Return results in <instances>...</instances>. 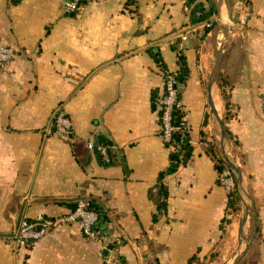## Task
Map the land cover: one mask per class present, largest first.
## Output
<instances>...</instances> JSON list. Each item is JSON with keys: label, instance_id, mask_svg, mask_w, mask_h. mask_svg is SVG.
Wrapping results in <instances>:
<instances>
[{"label": "crops", "instance_id": "1", "mask_svg": "<svg viewBox=\"0 0 264 264\" xmlns=\"http://www.w3.org/2000/svg\"><path fill=\"white\" fill-rule=\"evenodd\" d=\"M66 1L0 0V36L15 51L0 65V264H188L192 256L232 264L236 254L228 252L247 235L251 203L255 228L237 264H264V0L220 7L219 0H82L75 13ZM197 4L215 12L191 23ZM179 54L188 70L177 90L191 155L162 176L170 149L158 99L165 77L180 69ZM210 100L237 141L224 144L249 196L238 213L227 212L207 152L216 142L222 156ZM57 110L70 122L67 141L53 131ZM160 185L168 195L159 213ZM80 200L100 208L98 240L64 223L16 244L21 219L65 216Z\"/></svg>", "mask_w": 264, "mask_h": 264}, {"label": "built area", "instance_id": "2", "mask_svg": "<svg viewBox=\"0 0 264 264\" xmlns=\"http://www.w3.org/2000/svg\"><path fill=\"white\" fill-rule=\"evenodd\" d=\"M82 0H68L64 4V9L67 13H75L78 11ZM205 26H208L206 23ZM15 55V51L12 47L3 43L0 36V65L5 66L9 63ZM163 93L158 99L159 121L162 127V136L165 142H169L170 136L175 131H182L183 118L179 125H173L172 113L176 109H181V102L178 98V90L176 81L173 75H167L164 79ZM261 106L264 109V93L261 95ZM53 131L63 140L70 139V122L62 110H57L53 115ZM88 147L93 148L92 143L88 144ZM99 153L107 159V148L102 144L94 146ZM219 184L227 191L232 190L236 186L233 172L227 166L222 168L218 172ZM238 189V188H237ZM239 191L240 198L242 193ZM98 221L97 215L88 209L86 201L80 200L77 202L75 208L68 212L65 216L45 219L41 216L33 220L21 219L17 225L14 233V239L18 246H27L34 241L40 239L45 233L56 228L64 223H76L81 229L83 235L89 239L98 240V233L96 231V224Z\"/></svg>", "mask_w": 264, "mask_h": 264}, {"label": "trees", "instance_id": "3", "mask_svg": "<svg viewBox=\"0 0 264 264\" xmlns=\"http://www.w3.org/2000/svg\"><path fill=\"white\" fill-rule=\"evenodd\" d=\"M214 12L215 9L213 7H211L210 9H205L201 4H197L190 13V22L199 23L201 21H206L208 18H210V16ZM157 62H159V59L157 60ZM178 63L180 69L177 73L173 74L177 87L179 86V84L185 81V78L187 77L188 74L185 58L181 54H179ZM218 87L221 98L224 101V109H226L227 107L226 100L228 98V94L225 90V83L220 80ZM160 114L161 112L159 111V115ZM171 123L173 125H179L181 123V112L179 109L173 111ZM225 130H226V137L228 138V140L234 146H237V141L232 137V135L229 133L227 129ZM184 138H185V134L183 133V131H175L171 134L169 142H166L167 147L170 149L169 163L166 169L163 172H161L160 175L163 176L165 174L169 175L174 173L180 165L186 164L190 159L191 146L188 144V142H184ZM100 141L102 144L108 146V142L104 138H100ZM207 152L210 155V157L214 160L218 172L222 168L227 166L218 150V146L216 142L209 143L207 147ZM226 192H227V204H226L227 212H229L230 214L238 213L240 211V195L237 187H234L232 190H227ZM149 195L150 197H153L151 193ZM167 195L168 194L165 186L160 185L158 188L157 197L156 199H154L156 202V210L159 213L165 211L166 209ZM76 204L77 201L74 203L72 210L75 208ZM87 204H88V209L93 211L99 218L100 215L99 206L96 204H92L90 201H88ZM156 216L157 215H154V219H156ZM223 221L226 223L229 222V220L225 218L222 219V222ZM257 230H258V224H257ZM191 262L200 264L196 256H192L188 259V264H190Z\"/></svg>", "mask_w": 264, "mask_h": 264}, {"label": "water", "instance_id": "4", "mask_svg": "<svg viewBox=\"0 0 264 264\" xmlns=\"http://www.w3.org/2000/svg\"><path fill=\"white\" fill-rule=\"evenodd\" d=\"M221 5H222V0H219L218 7H220ZM218 69H219V60H217V62H216L215 73H214L215 75H217ZM209 105H210V112L213 115L214 119L216 120L218 128H219L220 150H221L224 162L226 163L227 167L232 170L237 188L239 190L241 189L240 192L243 193L246 198H248L249 197L248 192H247L246 188L244 186H242V182H243L242 170L237 165V163L234 161V159L231 156H229L228 153L225 152V144L224 143H225V139H226V132H225L223 120L221 119V117L219 116L217 111L215 110L211 100L209 101ZM246 209H247V205H244L243 210H242L241 219L239 221V227H238V236L240 238L243 237L242 231H243V226L246 222V214H247ZM247 246H248V244H247ZM247 246H246V248H247ZM245 251H246V249H245ZM245 251H243L237 257V259L234 261V263H232V264H237L239 262L240 258H242L243 255L245 254ZM104 252H106V250L103 251V253Z\"/></svg>", "mask_w": 264, "mask_h": 264}, {"label": "rangeland", "instance_id": "5", "mask_svg": "<svg viewBox=\"0 0 264 264\" xmlns=\"http://www.w3.org/2000/svg\"><path fill=\"white\" fill-rule=\"evenodd\" d=\"M241 197H242V199H243V201L244 202H248V201H246V197L244 196V194L242 193V195H241ZM249 210H248V216H249V225H248V229H247V235L246 236H244V239H242V241L239 243L240 245L238 246V244H237V246L235 245V241H233V246H232V248H231V251L230 252H228V254L229 255H233V254H236V257H235V259H237V257L243 252V249H244V246H245V242L247 241V240H249L250 239V237H251V235H252V233L254 232V226H255V222H256V218H255V215H256V213H255V208L253 207V204L251 203L250 205H249ZM256 241H254V243H255ZM256 244V243H255ZM235 247V248H234ZM252 255H254L256 252H255V247H253L252 248V251L250 252ZM228 255V256H229ZM240 260H241V258H240ZM240 260H239V262H240ZM221 264H223V263H221ZM225 264H227V263H225Z\"/></svg>", "mask_w": 264, "mask_h": 264}]
</instances>
